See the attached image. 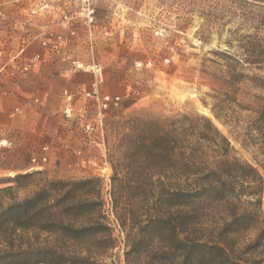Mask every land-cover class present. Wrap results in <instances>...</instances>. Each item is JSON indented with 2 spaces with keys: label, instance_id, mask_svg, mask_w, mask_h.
I'll list each match as a JSON object with an SVG mask.
<instances>
[{
  "label": "rangeland",
  "instance_id": "rangeland-1",
  "mask_svg": "<svg viewBox=\"0 0 264 264\" xmlns=\"http://www.w3.org/2000/svg\"><path fill=\"white\" fill-rule=\"evenodd\" d=\"M41 1L0 0V189L15 187L18 174L41 173L0 195L1 204L58 179L98 177L106 193L122 123L138 111L206 116L230 140L233 155L262 172L244 135L264 106V3L96 0L89 29L64 20L69 7L42 10ZM76 61L102 67L99 91L118 98L117 106L100 112L85 97L94 75L75 70ZM229 71L237 84L222 83ZM219 103L226 124L212 113ZM42 156L47 162L38 167L32 159ZM115 234L122 240L118 229ZM123 249L119 244L113 252L116 264H124Z\"/></svg>",
  "mask_w": 264,
  "mask_h": 264
},
{
  "label": "trees",
  "instance_id": "trees-1",
  "mask_svg": "<svg viewBox=\"0 0 264 264\" xmlns=\"http://www.w3.org/2000/svg\"><path fill=\"white\" fill-rule=\"evenodd\" d=\"M212 113L226 124L220 103ZM122 126L106 193L98 177L58 179L0 203V264H116L119 244L124 264H264V106L244 135L262 172L203 115L138 111ZM40 175L18 174L0 195Z\"/></svg>",
  "mask_w": 264,
  "mask_h": 264
},
{
  "label": "built area",
  "instance_id": "built-area-1",
  "mask_svg": "<svg viewBox=\"0 0 264 264\" xmlns=\"http://www.w3.org/2000/svg\"><path fill=\"white\" fill-rule=\"evenodd\" d=\"M96 0H42V10H50L53 5L51 4H63L67 7H69L71 11V15L64 16V20L67 22H73L72 19L74 20V23H71V25H74L75 23H81L83 26L87 28H91L95 24V9H94V2ZM74 8V10H73ZM69 11V12H70ZM71 36H76L77 32L74 29H71L70 31ZM62 37H59L61 40ZM47 43L45 39L42 41V46L43 47H50L49 44H51L50 39H48ZM48 44V45H47ZM53 47H56L55 44H53ZM40 55L36 56V60H40ZM75 70H81L86 73H92L94 75V82L92 84V89L88 92H85V97L90 98V99H95L98 108L100 112L106 111L108 108H110L112 105L117 106L119 99L115 98L113 99L110 96H103L101 95L99 91V86L102 83V67L100 65H87L84 64L80 61L74 62ZM65 95L70 102L72 99V95H68L67 92H65ZM71 108L66 109V113L70 114ZM102 115V114H101ZM100 124L102 125V119H99ZM87 129L90 130V126H87ZM94 130V129H92ZM47 149L44 148V152ZM32 162L37 164L36 166L41 167L39 164L40 162L46 163L47 162V157L42 156V157H34L32 159Z\"/></svg>",
  "mask_w": 264,
  "mask_h": 264
}]
</instances>
